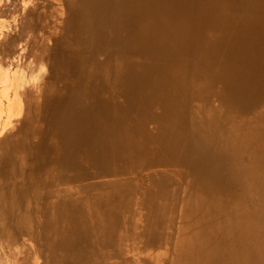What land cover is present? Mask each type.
<instances>
[{"label":"bare ground","instance_id":"6f19581e","mask_svg":"<svg viewBox=\"0 0 264 264\" xmlns=\"http://www.w3.org/2000/svg\"><path fill=\"white\" fill-rule=\"evenodd\" d=\"M54 1L65 77H3L0 116L32 111L0 143L8 264H124L131 225L166 264H264V0Z\"/></svg>","mask_w":264,"mask_h":264},{"label":"rangeland","instance_id":"374dc122","mask_svg":"<svg viewBox=\"0 0 264 264\" xmlns=\"http://www.w3.org/2000/svg\"><path fill=\"white\" fill-rule=\"evenodd\" d=\"M54 5V0H0V63L2 66L6 67L4 70H0V96L2 95L1 93H4L8 90L9 86L8 82H6L7 80L3 77H9V74L16 69L20 68L23 70L22 75L19 77L18 85L20 89L24 88L26 90L28 84L31 83L28 81L22 86V82L27 80V73L30 74L33 72V74H41L42 76L44 74V76L41 77V81L46 82L45 84L49 85L50 80H54L59 72V69L62 68L60 66L59 68L57 67L58 65L55 59L53 62L50 61L51 59H49V57H52L51 50H55V47L54 40L52 39L48 32V28L46 27L45 21H47V19H45V17L49 8L51 9V6ZM193 7L197 9L198 6L193 2ZM26 12L28 17L27 30L26 33H24V37L20 38V36L18 37L20 23L22 18L26 15ZM189 21L190 24L196 25L198 23V18L191 17ZM10 37H13L11 42L9 39ZM191 63L192 61L189 60L190 66ZM65 73L66 71L62 70L61 76L64 75L65 77ZM188 81H190V77L188 78ZM37 82L38 79L36 80V83ZM190 90L191 89L189 86H187V97L185 98L187 102L189 101ZM22 98L24 100L25 96L22 95ZM2 107H4L3 110H5L6 105L2 103ZM31 112V110H26L24 113L22 111L20 115H16L14 113L12 116L7 117L8 113H5L0 116V118L2 117L0 120V143L7 135L17 129L23 119V115H25V113L29 115ZM4 115L5 121L8 122V124L4 121ZM186 129L187 128L185 126V133ZM187 141L191 143V137H189ZM186 172H181L180 175L177 174V177H187ZM169 189H171L170 197H176L178 188L175 185H171ZM131 208H133V205H131ZM175 227L176 224L171 220V222L166 225V231L173 233ZM126 228L129 229L126 230ZM126 228L123 230L125 235L122 238L123 241H121V247L123 248V253L125 255L124 264H128L126 262L128 260H134L135 264H147L146 262L148 261L150 264H166V259L169 256L170 248L172 246L171 239L168 240L165 249L158 248V245L152 243L145 244L143 239L140 237L136 239L137 235L135 234V228H132V225L131 227L126 226ZM132 231L134 234H132ZM24 238L25 237H21L18 238L15 243H9L5 242L0 236V247L6 248L1 252L3 258L0 260V264H8V261L6 258H4L6 254L11 257L17 255L22 261H24V259L30 255V250L28 247L30 243L28 239ZM1 242H3V244ZM35 258L37 262L40 263V258L37 256H35Z\"/></svg>","mask_w":264,"mask_h":264},{"label":"crops","instance_id":"0c3cea01","mask_svg":"<svg viewBox=\"0 0 264 264\" xmlns=\"http://www.w3.org/2000/svg\"><path fill=\"white\" fill-rule=\"evenodd\" d=\"M27 22H28V17H27V12H26V15L22 18V20H21V23H20V28H19V35H18V37L20 36V38H22V37H24V33H26V30H27ZM10 39V42H11V40H13V37H10L9 38ZM3 44V43H2ZM4 45V44H3ZM4 66H2L1 65V63H0V70H4L6 67H4ZM19 80V79H18ZM3 100V103L5 104V105H7V103H8V101H7V99L6 98H3L2 99ZM2 118V117H1ZM1 118H0V120H1ZM13 118V117H12ZM11 118V119H12ZM4 121H5V115H4ZM4 123V122H3Z\"/></svg>","mask_w":264,"mask_h":264}]
</instances>
